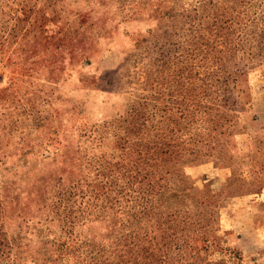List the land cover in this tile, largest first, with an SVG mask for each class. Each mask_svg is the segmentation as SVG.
Segmentation results:
<instances>
[{
	"label": "rangeland",
	"instance_id": "rangeland-1",
	"mask_svg": "<svg viewBox=\"0 0 264 264\" xmlns=\"http://www.w3.org/2000/svg\"><path fill=\"white\" fill-rule=\"evenodd\" d=\"M144 247L264 264V0H0V264Z\"/></svg>",
	"mask_w": 264,
	"mask_h": 264
},
{
	"label": "trees",
	"instance_id": "trees-1",
	"mask_svg": "<svg viewBox=\"0 0 264 264\" xmlns=\"http://www.w3.org/2000/svg\"><path fill=\"white\" fill-rule=\"evenodd\" d=\"M158 249L157 248H154V251H152L151 253V255H154V254H156ZM144 253H145V247L143 248V251H142V253L140 254V256H141V258H139V259H133V264H147V263H145L143 260H145V258H143V256H144ZM147 255V257L149 256L148 254H146ZM149 259L151 260V258L149 257ZM149 260V263L148 264H170V263H168V261H160V259H158V257H157V259H153L152 261H150ZM161 260H163V259H161Z\"/></svg>",
	"mask_w": 264,
	"mask_h": 264
}]
</instances>
